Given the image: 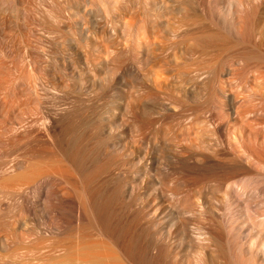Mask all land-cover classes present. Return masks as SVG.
<instances>
[{"label":"bare ground","instance_id":"bare-ground-1","mask_svg":"<svg viewBox=\"0 0 264 264\" xmlns=\"http://www.w3.org/2000/svg\"><path fill=\"white\" fill-rule=\"evenodd\" d=\"M0 264H264V0H0Z\"/></svg>","mask_w":264,"mask_h":264}]
</instances>
